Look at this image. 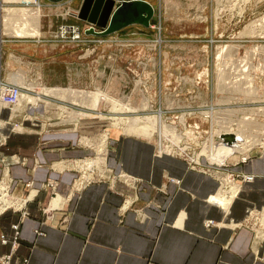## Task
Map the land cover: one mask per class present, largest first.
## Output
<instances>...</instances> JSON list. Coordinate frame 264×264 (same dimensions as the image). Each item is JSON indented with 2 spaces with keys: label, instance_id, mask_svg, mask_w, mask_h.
Masks as SVG:
<instances>
[{
  "label": "crops",
  "instance_id": "1",
  "mask_svg": "<svg viewBox=\"0 0 264 264\" xmlns=\"http://www.w3.org/2000/svg\"><path fill=\"white\" fill-rule=\"evenodd\" d=\"M76 1L41 0L40 7L64 20L67 14L81 16L86 0L80 10L72 8ZM113 1L116 9L133 0ZM132 26L148 28L134 24L111 34H118L105 49L108 55L114 48L112 60L114 53L131 50L133 39L120 34ZM16 39L0 33V80L11 83L22 73L24 81L36 85L31 95L40 100L0 110V182L16 198L35 197L27 205L30 216L0 215V236L9 240L8 245L0 240V257L11 254L13 261L28 259L29 264H264V224L257 218L264 207V151L256 148L245 164L242 159L223 166L203 160L211 172L182 159L156 158L151 142L109 132L110 108L100 111L36 94L43 86L100 88L124 98L130 95L125 89L133 65H100L96 55L85 61L93 56L90 49H49L40 47V40ZM63 106L88 118L73 121ZM103 140L106 175L77 191L78 161L96 156ZM219 174H229L242 191L226 209L208 202L221 190L230 199L225 190L231 187ZM242 174L255 179L245 182ZM14 224H20L15 250Z\"/></svg>",
  "mask_w": 264,
  "mask_h": 264
},
{
  "label": "rangeland",
  "instance_id": "2",
  "mask_svg": "<svg viewBox=\"0 0 264 264\" xmlns=\"http://www.w3.org/2000/svg\"><path fill=\"white\" fill-rule=\"evenodd\" d=\"M40 1L41 0H28V4H22L17 3L16 0H0L1 5H3L2 8H0V33L10 38H17L16 40L26 43L36 44L30 41L40 40V47L43 48L50 49L58 47L61 49L65 47L67 49L68 45H74L86 50L90 49L93 56L87 58L85 61L92 62L94 60V55H96L95 57L98 59L100 65L111 63L117 66L122 65L123 67L128 65V63L133 65L132 70L129 72L131 83L125 89L130 93L127 99L125 98L126 96L120 98L106 91L105 93L115 100H120L124 105L130 106L129 108L133 110L132 112L136 113L126 114L127 111H125L124 108L116 103L110 102L109 99L102 100L97 108H94V105L92 106V104H94V102L92 103V99H88L87 101L85 97L77 98L78 102L75 99V101L72 100L74 101L71 102L72 104L86 107L90 106V108L93 107V109L99 108L100 111L106 107L107 109L110 108L113 116L110 118L112 119V125L109 132H111L113 136L119 135L120 133V139L126 138L127 136H136L141 138V141L151 142L152 145H155L156 158L169 156L182 159L196 168L199 167L197 169H202L204 171L210 169L202 165L201 162L203 160H207L210 164L218 166L231 163L234 164L236 160H243V154L238 152L233 153L229 157L227 156L228 158L218 152H212V154L211 151L209 154L204 153L205 150L203 149V145L212 137L211 129L213 122H211V120L205 122L206 120L202 119L200 115H197L188 117L185 126L180 125L179 121L180 117L185 112L198 113L209 111V108L214 105H217L223 110H227L225 106L235 105L236 107L232 108H237L238 106L245 112L243 113L244 120H257L258 123L264 124V76L260 70H258L254 76L255 85L258 83L257 87L259 89V94L251 96L248 102L245 100L243 93H235L232 94V96L231 93L226 94L224 91L222 93L217 91V74L220 71L219 69L224 66L227 67V64L224 66L218 64V51L223 49V47L226 49V46H230L234 49L240 48V51L238 50L240 53H237L238 55L230 56L233 62H236L238 58H245L248 51L253 49V46H257L258 48L264 47V0H221L222 4H220L218 0H146L155 7V17L151 22V26L148 28L132 26L122 31L123 33L120 34L121 39H133L130 43L132 48L122 54L114 53L113 60L110 54L113 53L114 48L108 50V55L105 49L111 47V41L109 39L116 37L118 34L111 37L107 35L104 36V38L91 34L90 29L92 27H94L96 32L103 31V28L99 25L91 24L87 19L93 0H88V4L84 10H82L80 17L67 14L64 20L56 16L54 12H49L48 9L41 8L42 16L39 18L41 35L39 37L33 36L28 38L22 36L19 32L23 30L21 23L13 27L10 33L4 31V19L8 12H6V9H31L32 12H35L37 8L40 7ZM83 2V0H77L72 8L79 9L83 6ZM18 12L17 14L20 16L21 13ZM66 26L76 27L80 30L82 37L80 42L73 41L72 34H67L64 38L60 35L61 29ZM261 48L259 50H261ZM86 52L87 51H84L83 53ZM115 55L117 56L115 57ZM257 61L259 62V60ZM139 64H141V66ZM253 65L254 66H251L252 74L255 72L254 68L263 69L258 63ZM138 67H140V70L136 71L139 69ZM227 68H229V71H231V68L232 71H234L233 66ZM46 87L47 86L41 87L40 91L36 94L39 95L41 90ZM47 88L72 89L73 91L80 92H95L100 90V88L92 91L60 87ZM29 89L33 90L34 87L32 86ZM32 96L36 97L34 95ZM144 96H146V99L148 98L147 101H145L146 99ZM166 97L169 98L170 102L166 100ZM55 98L66 101V98H63V96ZM84 99L87 101V105H85L86 101H84ZM38 100H40V98ZM80 101L83 102L81 103ZM89 101H91L92 104ZM148 101H150V103ZM151 107L155 111V114L158 113L163 115L161 118L167 120L169 124L179 126L178 129H180L178 131L181 132L182 136L184 135L185 141L183 140L178 144V142L172 140L170 133L163 135L158 124H156V126H150L148 135H144L138 131L137 126L131 125V123H133L132 121L125 118L128 116H142L145 113L144 109L151 110ZM250 107L257 110L251 113L246 112ZM62 109H65V113H67L69 118L73 121L88 118L87 114L69 111L65 106H63ZM149 114H153L152 111ZM99 117L102 118V116ZM141 121L143 123L145 122L143 120ZM141 121L139 123L143 125ZM162 121L160 120L159 122L161 123ZM162 123L160 124L161 127ZM246 135L248 138H251L250 134L246 133ZM258 138H262V135L259 134ZM103 139L105 140L106 138ZM104 140L101 145L99 144L100 151L97 155L92 158L89 157L90 159H95L96 157L98 161L103 159V164L106 162L105 148H103L105 147ZM214 140V144H217L216 142H218V139ZM261 141L259 143L260 146L257 144V146L252 148V152H255L256 148L261 149V152L264 151V140ZM113 148H115V145ZM145 149L147 150L148 148L146 147ZM251 151L250 156L252 153ZM234 154L241 155V157L234 156ZM247 161L248 160L241 163L245 164ZM98 163L100 164V161ZM103 169L108 170L105 166ZM219 175L222 181L229 178L231 184H235L230 180L229 174L225 175L226 178H222L221 174ZM224 182L225 186L227 181ZM228 184V186L231 187L229 182ZM225 191L228 193L231 192L229 189ZM222 193L224 192L222 191ZM231 195L230 199H228V196L226 197L223 195L226 201L228 199L227 207L234 198V195ZM263 209L264 207L260 208L261 211ZM250 213L251 212H249V214ZM261 213L263 214V212ZM257 215L258 222L263 224V218H261V216L259 217V213H257Z\"/></svg>",
  "mask_w": 264,
  "mask_h": 264
},
{
  "label": "bare ground",
  "instance_id": "3",
  "mask_svg": "<svg viewBox=\"0 0 264 264\" xmlns=\"http://www.w3.org/2000/svg\"><path fill=\"white\" fill-rule=\"evenodd\" d=\"M218 1L220 4H222L221 0H218ZM16 2L22 3V4H28L29 3L28 0H16ZM220 4H218V5H220ZM37 6H38V4H37ZM6 12H7V15L6 16L4 15L5 16V19H4L5 29H4V31H6L7 33H10L11 29L13 27H16V25L18 23H21V26H23V30H21L19 32L22 36L30 38L33 36L39 37L41 35V31H40L41 24L39 22V18H40V16H42L41 15V7H38L37 11H35V12H32L31 9H21L20 10V9H13V8L6 9ZM17 12L21 13L20 16H18ZM38 22H39L40 26H39ZM224 48L225 47H223V49H221L217 53L218 54V57H217L218 64L220 66H224L227 64V67H230V68H231V66H233L234 71H232V68H231V71H229V68H227L225 66L224 67L226 69L224 67L219 69L220 71L217 74V91L219 93L220 92L222 93L224 91V93H226V94L231 93V95L235 94V93H243L245 96V100L248 102L250 100L249 98H251V96L259 94V89L257 87L258 83L255 85L254 76L258 70H260L263 73L262 75L264 76V47L263 48L260 47L261 50H259L260 48H258L257 46L256 47L253 46L252 50L248 49L249 51H248L245 58H243V59L238 58V60L236 62L235 61L233 62V59L230 56L231 55H234V56L238 55L237 53L240 51L239 50L240 48L234 49V48H231L230 46H228V47L226 46V49H224ZM257 60H259V62ZM256 63H258V65L261 66L263 69L254 68L255 72H254V74H252L251 66H254L253 64H256ZM22 65H23V63H22ZM12 77L13 78H11V83L16 82L18 85H20L22 87V89H26L27 91H29L30 90L29 88H31L33 86L34 89L31 90V92L32 93L36 92V90H35V89H37L36 85L29 84L28 82L26 83V81H24L25 79L23 78L22 73L15 74ZM39 95H48V96H53V97H60V96L62 97L63 96V98H66V101L70 102V103L74 102L79 97H82V98L85 97V98H87L86 99L87 101H88V99H92V103L94 102V104H92L91 101H89V102L92 104V106L94 105L93 106L94 108L95 107L97 108V106L99 105V103L102 100L104 101V100L109 99L110 102L116 103L117 105L124 108V110L127 111L126 114L136 113V112H132L133 110L131 108H129L130 106H128V105L126 106L120 100L118 101V100H115L114 98L109 97L105 93V91H102L101 89L97 90L95 92H80V91H73L72 89L71 90H64V89H53V88H47L46 87L43 90H41V93ZM221 96H222V94H221ZM144 97L146 99V96H144ZM125 98L127 99V97H125ZM38 99H39L38 97L37 98L33 97L31 94L22 91L21 96L19 98L18 106H20L24 102H27V103L32 102V104L35 105L39 101ZM67 99H70V100H67ZM72 100H74V101H72ZM86 100L84 99V101H86ZM147 100H148V98L145 101H147ZM166 100L168 102H170L168 97H166ZM87 101H86V104L85 103H83V104L87 105L88 104ZM77 102H78V100H77ZM80 102L82 103L83 101H80ZM148 102L150 103V101H148ZM79 103H75V104H79ZM93 107H91V108H93ZM225 107L227 110H223L220 107H218L217 105H214V106L209 108V111H202V112H198V113L197 112H190V113L185 112L180 117L179 124L185 126L187 124L186 122L188 120V117H190V116L193 117V116H197V115H200V117L202 119L206 120L205 122H207L208 120H211V122H213L212 129H211L212 130V137H211V139H209L208 141H206L204 143V145H203L204 146L203 149L205 150L204 153L209 154L210 151H211V154H212V152H216V153L218 152L219 154L222 153L223 155H225L224 157H227V156L229 157L233 153L238 152V153L243 154L242 158H243V161L245 162L246 160H248L250 158V151L252 150V148L254 146H257V144H259L261 140H264V124L258 123L257 120H244L243 119V116H244L243 113H245V112H243L241 107L237 106V108H232V107H236L235 105L225 106ZM63 110L65 111V109H63ZM136 110H138V109H136ZM144 110H145V113L142 116L125 117L128 120L133 122V123H131V125L133 124L132 126H137V129L140 133H142L144 135H148V132L150 130L149 129L150 126H156V124H158L160 129L162 130L163 135L170 133V135L172 136V140L178 142V144L185 139L184 135L182 136L181 132L178 131L180 129V128L178 129L179 126H177V125L173 126V125L169 124L167 120L161 118L163 115H160L158 113L155 114V111L153 110L152 107H151V110H149V109H144ZM256 110L257 109L250 107L246 110V112L251 113V112H254ZM151 111L153 114H149ZM141 120H143L145 122L143 123ZM151 120H154L155 122L151 121ZM160 120L161 121L163 120L162 121L163 123L161 122L162 127L160 125L161 123L159 122ZM140 121H141V123H143V125H141L139 123ZM138 131H137V133H138ZM246 133L250 134L251 138H248ZM259 134L262 135V138H258ZM230 137H233V140L231 142H228L231 140ZM226 138H228V139H226ZM214 139H218V142H216L217 144H214V141H215ZM261 143H262V141H261ZM259 146H260V144H259ZM99 161L101 164H103L102 163L103 159L99 160ZM97 164L100 166L99 163H97ZM251 176H252L251 180H248L249 177L246 176L247 182H253L254 181L255 176L254 175H251ZM224 181H227V184H228V182L231 184L229 179H225V180H223V182ZM231 192H232L231 194H233L234 196H237L240 193H242V191L240 190V187L238 185L233 184V183L231 184ZM221 193H222V191H220L218 194L212 196L208 202L210 204L216 205L217 207H220L222 209H226L228 199L226 201V198L224 197L225 196L224 193H222L224 196ZM231 202L232 201H230V203ZM58 203H59V200L58 199L55 200L52 203V208H54V207L56 208L58 206ZM262 212H263V214H262L263 215L262 216L263 222L262 223L264 224V209L262 210Z\"/></svg>",
  "mask_w": 264,
  "mask_h": 264
},
{
  "label": "built area",
  "instance_id": "4",
  "mask_svg": "<svg viewBox=\"0 0 264 264\" xmlns=\"http://www.w3.org/2000/svg\"><path fill=\"white\" fill-rule=\"evenodd\" d=\"M1 6V5H0ZM67 34H72L73 41L80 42L81 34L80 30L76 27H63L61 29V36L64 38ZM22 91L31 94V90L27 91L26 89H22V87L15 83L2 82L0 80V110L2 107H8L12 110L18 106L19 98L21 96ZM103 142H101L102 144ZM99 161L96 159H84L80 160L77 163L76 171H78L79 177L77 179V191H81L86 188L90 184L96 182L97 178L102 179L106 175L108 170H104V164L100 163V166L97 164ZM101 168V169H99ZM239 176V175H238ZM242 179L247 182L246 176H248V180L252 179L251 175H241ZM28 188L31 187V184L26 185ZM54 188V184L49 183L47 187ZM35 195H28V197L24 198H16L13 194H11L9 186L5 185L3 182H0V215L13 211L15 213H19L22 217L30 216L29 209H27V205L34 200ZM14 240L12 242L13 249L15 250L18 247V238L20 234V224H14ZM37 234H42L40 231H36ZM1 243L3 245H8L9 240L5 235L0 236ZM0 264H29L28 259H24L22 261H13L12 255H2L0 257Z\"/></svg>",
  "mask_w": 264,
  "mask_h": 264
},
{
  "label": "water",
  "instance_id": "5",
  "mask_svg": "<svg viewBox=\"0 0 264 264\" xmlns=\"http://www.w3.org/2000/svg\"><path fill=\"white\" fill-rule=\"evenodd\" d=\"M51 3H60L64 0H48ZM88 0L85 1L84 8ZM92 7V9H91ZM87 19L94 25H99L103 31L96 32L94 27L90 29L91 34L104 37L118 32L119 30L134 24L145 27L151 26V21L155 15L154 6L144 0L124 1L115 9L113 0H93L90 6ZM229 138V137H228ZM226 138V139H228ZM231 142L233 137H230Z\"/></svg>",
  "mask_w": 264,
  "mask_h": 264
}]
</instances>
